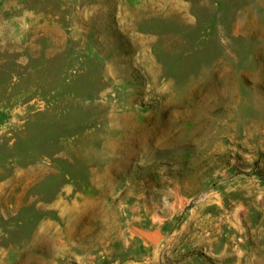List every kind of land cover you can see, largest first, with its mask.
<instances>
[{"label":"rangeland","instance_id":"rangeland-1","mask_svg":"<svg viewBox=\"0 0 264 264\" xmlns=\"http://www.w3.org/2000/svg\"><path fill=\"white\" fill-rule=\"evenodd\" d=\"M0 264H264V0H0Z\"/></svg>","mask_w":264,"mask_h":264},{"label":"water","instance_id":"water-1","mask_svg":"<svg viewBox=\"0 0 264 264\" xmlns=\"http://www.w3.org/2000/svg\"><path fill=\"white\" fill-rule=\"evenodd\" d=\"M134 229L142 238L153 246H158L165 239V234L161 229L156 231L143 230L139 227H135Z\"/></svg>","mask_w":264,"mask_h":264}]
</instances>
